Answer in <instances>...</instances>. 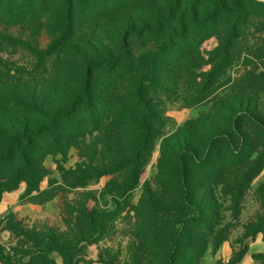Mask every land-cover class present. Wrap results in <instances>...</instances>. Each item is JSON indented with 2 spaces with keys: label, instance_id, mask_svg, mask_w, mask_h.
I'll use <instances>...</instances> for the list:
<instances>
[{
  "label": "rangeland",
  "instance_id": "1",
  "mask_svg": "<svg viewBox=\"0 0 264 264\" xmlns=\"http://www.w3.org/2000/svg\"><path fill=\"white\" fill-rule=\"evenodd\" d=\"M78 106L0 198V264H264V2L4 0L0 133Z\"/></svg>",
  "mask_w": 264,
  "mask_h": 264
},
{
  "label": "trees",
  "instance_id": "2",
  "mask_svg": "<svg viewBox=\"0 0 264 264\" xmlns=\"http://www.w3.org/2000/svg\"><path fill=\"white\" fill-rule=\"evenodd\" d=\"M3 4L4 0H0V5ZM91 79L89 78L88 81ZM139 100L148 110L146 102L141 97ZM75 111L76 113L71 114V117L66 115L59 119L58 127L57 124L47 123L35 129L22 127L20 133L14 136L0 133V198L4 192L16 189L22 181L27 182L31 191L38 189L36 181H41L43 174L34 166L35 142L45 134L56 132V129L57 133L70 135L77 133L83 127L86 128L85 120H81L84 107L78 106ZM193 217L198 218L196 215ZM175 256L173 255L174 258ZM170 263L175 264V262Z\"/></svg>",
  "mask_w": 264,
  "mask_h": 264
},
{
  "label": "water",
  "instance_id": "3",
  "mask_svg": "<svg viewBox=\"0 0 264 264\" xmlns=\"http://www.w3.org/2000/svg\"><path fill=\"white\" fill-rule=\"evenodd\" d=\"M257 1L264 2V0H257Z\"/></svg>",
  "mask_w": 264,
  "mask_h": 264
}]
</instances>
